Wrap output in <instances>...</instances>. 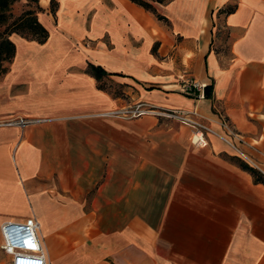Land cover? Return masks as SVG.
I'll return each mask as SVG.
<instances>
[{
	"label": "crops",
	"instance_id": "1",
	"mask_svg": "<svg viewBox=\"0 0 264 264\" xmlns=\"http://www.w3.org/2000/svg\"><path fill=\"white\" fill-rule=\"evenodd\" d=\"M39 3L48 39L13 33L0 73V122L44 119L0 124V224L35 216L48 264H264L247 233L263 183L233 145L264 172V0ZM139 103L196 109L216 132L110 113Z\"/></svg>",
	"mask_w": 264,
	"mask_h": 264
},
{
	"label": "built area",
	"instance_id": "2",
	"mask_svg": "<svg viewBox=\"0 0 264 264\" xmlns=\"http://www.w3.org/2000/svg\"><path fill=\"white\" fill-rule=\"evenodd\" d=\"M201 84L196 80H187L183 84V91L186 93L201 96ZM114 115L133 117L143 114L167 115L178 119L179 121L191 126L194 130L193 136L197 143L205 139L206 132H216L214 129L201 120L198 110H178L161 108L148 103H139L134 107L125 108L123 110H114L110 112ZM44 119L24 118L18 116L16 118L0 122L3 124H31ZM222 125L229 128L227 121ZM232 130L231 128H229ZM230 134L238 135L232 131ZM244 139L240 140L243 141ZM236 149L246 158V152L240 149L237 143H233ZM39 221L35 216H27L23 219H8L1 223V249L9 256V264H48L45 255L41 237L39 235Z\"/></svg>",
	"mask_w": 264,
	"mask_h": 264
},
{
	"label": "trees",
	"instance_id": "3",
	"mask_svg": "<svg viewBox=\"0 0 264 264\" xmlns=\"http://www.w3.org/2000/svg\"><path fill=\"white\" fill-rule=\"evenodd\" d=\"M22 0H0V73H5L9 64L16 54V43L11 38L13 33L30 40H36L40 43L45 42L49 37V31L46 26L39 20L38 13L44 11L39 0H24L27 7L23 12L15 16L13 6ZM146 9L156 12L154 2H166L168 0H133ZM55 0H51V10L55 12ZM159 18L162 16L157 14ZM88 70L94 76L101 80L108 72L100 66L89 64ZM240 165L248 170L256 182L264 184V173L248 162H241Z\"/></svg>",
	"mask_w": 264,
	"mask_h": 264
},
{
	"label": "rangeland",
	"instance_id": "4",
	"mask_svg": "<svg viewBox=\"0 0 264 264\" xmlns=\"http://www.w3.org/2000/svg\"><path fill=\"white\" fill-rule=\"evenodd\" d=\"M25 2L26 1L22 0V1H19V2L14 4L13 13L15 16L20 15L23 12V10H25L27 8L25 6ZM104 82H106V81H104ZM253 147L254 146H252L246 152L248 155L247 162L249 164L256 163L257 159H258L255 155L256 150H254ZM258 164L260 167H262L264 169V164L261 165L259 162H258ZM256 168L258 170H260L261 172H263L258 167H256ZM263 188H264V184H263ZM248 195H249V192H248ZM247 214H248V219H247L248 236L251 234H254V235L261 237L264 240V199L262 201L261 207H255V206L248 203ZM14 219H18V218H14ZM252 239H257V237L253 236ZM1 242H2V238H1V233H0V264H9L10 263L9 256L1 249Z\"/></svg>",
	"mask_w": 264,
	"mask_h": 264
}]
</instances>
